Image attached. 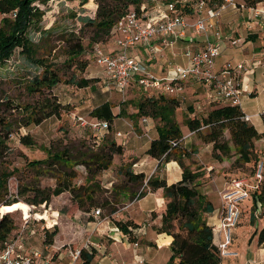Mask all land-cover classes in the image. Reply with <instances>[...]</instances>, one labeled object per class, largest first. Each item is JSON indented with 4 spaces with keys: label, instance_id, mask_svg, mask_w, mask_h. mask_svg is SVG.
Segmentation results:
<instances>
[{
    "label": "trees",
    "instance_id": "trees-1",
    "mask_svg": "<svg viewBox=\"0 0 264 264\" xmlns=\"http://www.w3.org/2000/svg\"><path fill=\"white\" fill-rule=\"evenodd\" d=\"M35 1L37 0H0V64L8 60L14 50L19 48V52L29 63L40 68L39 72L29 78L25 77L22 82L28 94L36 97L35 100L19 104H14L10 98L6 100V104H9L10 108H18L21 115V126L32 123L40 124L44 119L53 115L60 118L66 107L53 93V88L60 83L75 85L79 88L92 86L91 83L94 78L88 77L84 73L89 60L91 61L93 58V46L111 39L112 29L118 18L130 10L142 13L151 2V0H80L81 5L85 4L92 7L95 10V15L84 18L83 25L78 30L60 33L56 39L60 44L56 45L51 43L52 31L50 30L44 31L45 35L36 43L26 37L27 29L31 23L36 18H42L44 14L42 11L34 9L32 3ZM159 1L162 3L174 2L179 11L186 14L193 11L198 0ZM204 1L206 5L215 7L221 0ZM262 1L264 0H236L238 5L242 4L247 8ZM85 26L92 29V35L88 39L87 45L90 44L88 48L83 42L82 30ZM53 50H59L64 55L60 63L55 61ZM77 73L83 74L78 75ZM176 81L179 80L172 79L170 82L175 83ZM148 91L154 93L149 95L142 92L143 97L134 101L136 109L131 113H128L124 108H121L118 113H114L112 111L113 106L108 101L93 107L88 113L89 117L107 120L109 129L100 139L95 138L90 133L92 143H89V146L91 148L78 150L77 154H72L65 149L54 152L48 149L46 158L27 161L26 167L40 166V171L45 173H48L52 164L60 165L61 168L57 169L59 173L51 175L55 179L53 187H41L18 181L16 193H10L8 179L16 170L6 171L2 169L0 171V251L5 242L14 235L23 223L22 220L24 219L16 217L15 212L21 210L25 216H28V204L33 206L44 204L46 206L52 197L69 192L71 205L59 212L57 222L53 218L49 220L43 218L47 226L50 227H40L43 233L41 248L49 246L47 250H43V255L49 252L56 254V249L51 251V248L55 247V240L58 242L60 236L63 235V226L68 225L77 233L75 223L80 225L77 227L80 233L82 229L84 231L83 223L75 222L72 220L73 217L82 216L86 223L87 220L93 219L91 212L99 204L109 207L110 212L113 213L116 210L113 206L118 201L121 200V204L124 203L128 195L131 200H134L144 196L149 190L160 193L165 200V206L158 212L161 214L160 224L154 227L157 233H166L172 236V242L169 246L171 255L165 264H223L218 249L219 235L217 233V241L215 242V226L209 225L205 216L213 210V204L205 194L200 193L195 187L197 179L201 176V171L191 169L184 162L185 159L190 158V152H197V148L193 147L189 150L181 145L183 134L175 118L176 108L181 104V101L175 95H169L161 90L157 92ZM250 94L252 95L253 91H250ZM206 100L209 108L201 118L195 115L196 113L191 115L193 109L191 106L188 107V112L184 118V124L189 130L188 133L197 134L203 142L210 143L212 150L215 151L213 152L214 156L221 159L222 156L229 157L231 152L228 142L223 139L224 131L228 130L230 140L233 143L234 154H236L234 164L242 166L254 163L252 171L254 175L257 162L259 160L264 161V151H259L255 147V141L263 133L258 132L252 123L243 118L245 113L240 105L222 103L213 100L211 97H206ZM121 113L135 122L143 117H149L152 120L157 136L150 140L145 154L157 159L159 163L176 161L181 168V177L175 182L167 183L160 174L150 175L146 179V183L143 184L142 181L145 180L143 172L133 173V164L121 165L120 168L125 171L123 174V177L126 178L125 183L119 189L113 187V199H106L99 203L97 195L101 192V185L97 173L110 167L114 154H122L123 152L122 145L107 135L110 130H113V120ZM204 128H206L205 131H203ZM12 131V121L5 116H0V157H3L7 152L6 141ZM20 141L24 145L34 143L33 138L28 134L21 135ZM171 141H176L177 144L172 146ZM96 146H99L98 151H93L92 148ZM75 164H82L87 171L82 184L73 182L77 175L73 169ZM127 184L129 185L128 188H126ZM142 185L147 187V191L138 193L136 189ZM27 191L31 192V195L24 199L28 204L20 199V196H25ZM122 194L125 196L122 197ZM250 198L253 200L252 206L248 208L250 221H253L255 217L254 209L256 207L259 210L258 216L264 217V172L262 179L255 184L254 188L250 189ZM45 210L52 217L58 215L55 210L47 208ZM35 220L40 221L42 219ZM71 221H73V225H71ZM113 223L129 241L136 242L137 237L134 235L133 229L139 227V224L132 219L113 220ZM31 228H33L34 233L36 232L34 227H28L25 232L27 238L32 235ZM255 234L258 243L264 247V224ZM65 239L67 240L68 237ZM66 240L61 243V246L69 245ZM94 256L93 249L91 252H87L83 248L80 249L82 264H91Z\"/></svg>",
    "mask_w": 264,
    "mask_h": 264
},
{
    "label": "rangeland",
    "instance_id": "rangeland-1",
    "mask_svg": "<svg viewBox=\"0 0 264 264\" xmlns=\"http://www.w3.org/2000/svg\"><path fill=\"white\" fill-rule=\"evenodd\" d=\"M32 4L34 5L35 10H40L44 13L42 18H36L31 23L26 32V37H29V39L35 43L39 42V39L45 35L44 31L50 30L52 31L51 43L59 45L60 43L56 39L59 37L60 33L70 30H78V28L83 25L84 18L93 17L95 15V10H93L92 7H89L88 5H81L80 0H37ZM82 34L84 36L83 42L86 45V48H88L90 45H87L88 39L89 36L92 35V29L85 26L82 30ZM108 41L111 43L110 39ZM260 45L262 46L261 48L264 49V37L260 39ZM238 46L239 45L228 49L221 48V52L215 60L217 66H223L222 64L227 61H229L231 64H236L243 61L241 58H238L237 54L233 53L237 51L236 49L239 48ZM19 51L20 49L16 48L11 57L0 64V116H5L11 120L13 127V131L9 135V139L6 141L8 145V149L6 150L7 152L3 157H0V171L2 169H5L6 171L12 169L16 170L15 173L8 179L10 193H16L18 181L24 184H36L41 187H53L55 185V179L51 177V175H56L59 173L57 169L61 168L60 165L52 164L48 169V173H45L44 171H40V166L26 167L28 160L46 158L48 149H50L52 152L65 149L69 150L72 154H77L78 150H85L87 147H90L89 143H92V137L90 134L91 132L87 128H82L81 126H78V124H75L72 120V114L75 113L87 118L89 117L88 113L93 107L105 101H108L112 104V111L115 113H118L121 108H124L128 113H131L136 109L134 101H136L137 98L143 97L142 92L149 95L154 93L153 91H148L149 89L144 88L138 83L130 84L129 88L125 89L123 93L117 91L116 88L106 78H98L99 73L92 70L94 68L93 65H96L92 61L94 60L92 58L91 61L89 60V67L87 68V70H92V72L89 73L90 71H87L88 73H84L86 76L94 78L93 82L91 83L92 86L79 88L75 85L60 83L53 88V93L57 95L58 100L65 105L64 107H66L65 110H63L60 118L53 115L44 119L40 124L32 123L27 126H21V115L18 111V108H10L9 104H6V100L10 98L14 104L35 100L36 97L28 94V92L24 89L22 82L25 80V77L29 78L30 76L39 72L40 68L29 63ZM52 53L54 54L55 61L59 63L64 58V55L61 54L59 50H53ZM142 63L148 67H154V65H156L155 62H148L144 60H142ZM77 74L82 75L83 73ZM164 74H167V70L165 73V70L160 67L158 74L153 75L157 78H163ZM242 76L245 77H242L241 81L240 88L242 91V97L240 107L245 113L251 116L249 123H252L261 133H263V135L255 141V147L259 151H264L262 148L264 147V62L263 66L257 65L254 69L246 70L243 72ZM251 81L254 83L252 89L255 88L254 90L256 91V93L253 95L249 94V82ZM194 90L201 92L203 96H210L209 91H206L198 81L192 80L191 78L187 80V84L183 87V91L175 95L181 101V104L176 108L175 118L183 135H186L189 132V130H187V126L184 124V118L186 112H188V107L191 106L193 109L192 102L190 99H188V97L190 98V94L194 93ZM184 94L187 97V100L186 98L182 99ZM208 108L209 106H206L199 112L195 110V113L197 112L195 115H198V117L201 118L206 113ZM126 117L129 118L128 116H125L123 113H121L120 119L115 121V128L120 130L122 133L129 132L128 135L124 137H118L117 140L118 144L125 145V148H128L125 149V157H122L121 154H114L112 159L114 162H111L114 164L110 165L111 167L108 170H103L97 173V178L101 185V192L97 195L99 203L106 199H113V187L119 189L125 183L124 181L126 178L123 177L125 171L120 168L116 174L117 168L119 166L118 164L121 163V165H131L134 164L135 161L146 156L142 150L148 146L150 143V138L156 136V130L154 128H150L149 130L145 131L146 134H144L142 132L143 130L138 127V120L136 123L133 119L129 118V120H131H128L131 125V127H129V125H127L128 123L124 122L122 119ZM205 129L206 128H204L203 131H205ZM114 132V130H110L107 135L112 139H116L117 136H115ZM24 134H28L33 138L34 143L32 145H24L21 143L20 136ZM139 134L141 135L138 136ZM223 139L228 142L231 152L229 157L222 156L221 159H217L214 156L215 154H213V152L215 151L212 150V145L210 143L203 142L197 134H192L181 141V145L185 146L189 150L193 147L197 148V152H190V158L185 159L184 162L185 164H188L191 169H199L201 171V176L195 183V187L199 192L207 191L216 193L217 195V193H219L225 187L226 182L230 178L237 176L240 171L243 174L245 172L252 173L253 171V167L255 165L254 163H249L242 166H236L234 164L236 154H234L233 143L230 140L228 130L224 131ZM134 141H138L140 145L134 148L133 153H130L129 146L131 143L133 144ZM98 148L99 146H96L92 148V150L98 151ZM129 154L132 155L130 156ZM224 160L227 162L225 163ZM153 164L156 167V164L153 161L150 165H147L146 163V165L140 167H142V169L149 170ZM164 164L165 163H159L158 161L157 167L152 170L150 174H146L145 180L142 181V183L145 184L146 179L150 175H161V168L164 166ZM121 165L120 167H122ZM73 169L77 173L76 177L73 179V182L76 184L84 183V179L87 175L85 167L82 164H75ZM111 170L113 173L110 174L109 171ZM102 174H104L103 177ZM103 179L110 180L105 181ZM112 180H114V182L108 184ZM142 186L136 189L138 190V193L140 191H147V187ZM128 187L129 185L127 184L126 188ZM24 195L25 196H20V199L22 202L28 204L24 199L26 196L31 195V192L27 191ZM126 197L125 203L131 201V197L129 195ZM151 198L152 196H147L140 202V205L145 206L148 204ZM250 202L251 201L249 200L247 203L249 206H252V202ZM28 205L30 207L29 216H25L21 210H17L15 212V216L22 219H28V225L34 224L36 232L27 238L25 245L26 247H38L39 249L41 248V242L43 239V233L40 227L44 226L47 228L50 226H47L46 221L43 219L40 221L35 220L37 218L32 216V213L42 212L41 215H44V219H54V217H52V215L47 212L45 208L56 210L58 213L61 212L62 209H65L71 205L70 194L69 192H65L56 197H52L46 206H44V204L34 206L30 204ZM140 205L138 203L135 204V206L138 207H141ZM122 206L123 203L121 204L120 200L114 204L113 207L119 211ZM97 207L100 208V214L96 216L98 218L97 222H101L102 220L106 219L114 220L113 217H118L120 220L127 219L125 215L122 216L119 214L117 216H113V213L110 212L109 207L107 206H102L99 204V206L94 207V209ZM131 208H133V206ZM93 211L91 212L92 214ZM245 211L246 208L243 210L244 213H241L240 220L242 219V216L246 214ZM254 212L255 217L253 221H250L248 214L242 223L239 222L238 225H240V236L244 234L248 236L255 235V232H257L259 227L263 225L264 218L258 216V207L254 209ZM144 215V212L140 214L138 220L141 221L144 218ZM72 220L85 225L82 216H75ZM63 229V235L60 236V239L58 242H56V245L61 247V250H63L61 243L65 242V237H68L66 243H69L67 246H71V248L82 246L89 238L86 230L80 233L76 227V233L75 230L71 229V227L68 225L63 226ZM256 242L257 237L254 238V243ZM51 249L54 250L55 248L52 247ZM61 250L59 249L56 251L61 252ZM245 253L246 249L243 247L242 255L244 258L246 256ZM57 255V253L53 255L50 264H62L61 258H59Z\"/></svg>",
    "mask_w": 264,
    "mask_h": 264
},
{
    "label": "built area",
    "instance_id": "built-area-1",
    "mask_svg": "<svg viewBox=\"0 0 264 264\" xmlns=\"http://www.w3.org/2000/svg\"><path fill=\"white\" fill-rule=\"evenodd\" d=\"M159 3L161 9L156 11L157 15L151 14L153 4ZM261 4V7H258ZM242 4L238 5L236 0H221L218 5L211 7L206 5L204 0H198L193 13L197 14L196 19L189 22L185 19L176 6V3H162L159 0H151L148 7L142 13L130 10L117 19L112 36L115 45L118 47L116 52H105L98 44L93 46V59L102 68L105 78L116 88L117 91L124 92L131 82H136L146 89L163 91L164 93L177 95L183 91V82L189 78L198 81L213 100L231 105H240L241 75L248 69V65L241 61L236 64L225 62L222 67H215L216 57L221 52L219 42L207 41L205 45L193 51L186 49L183 55L188 59L187 65H175L174 75L163 78L154 76L149 67L142 63L141 59L130 57L127 50L137 44H144L149 47V52L155 55L159 52V47L169 46L180 36H183L187 29L195 34L209 35L212 31L219 37L218 23L220 16L229 9H243ZM251 14L264 20V1L257 3L253 7H248ZM157 38V47L152 45V40ZM229 44L232 46L241 42V39L230 38ZM172 79L179 80L171 83ZM243 118L249 120L250 116L244 114ZM72 120L78 126L87 128L95 138H102L109 129V122L104 119H96L72 114ZM149 117L141 118L146 122ZM129 133L116 131L117 137H124ZM176 141H171V145H176ZM264 161L259 160L254 171L253 183L246 177L234 176L230 178L225 187L219 192L222 200V210L220 217V228L223 231V238H219L218 249L222 258L237 255L236 251L230 250L233 231L237 227L241 218V206L250 199V189L263 177ZM94 216L100 214V208L93 211ZM28 219H24L19 229L5 242L0 251V264H50L53 253L43 255L42 248L26 249ZM34 234L33 228L30 229ZM134 245H137L134 242ZM66 251V262L64 264H82L80 261V249L87 252L93 249V243L88 239L80 247L71 248L62 246ZM61 247H58L59 249Z\"/></svg>",
    "mask_w": 264,
    "mask_h": 264
},
{
    "label": "crops",
    "instance_id": "crops-1",
    "mask_svg": "<svg viewBox=\"0 0 264 264\" xmlns=\"http://www.w3.org/2000/svg\"><path fill=\"white\" fill-rule=\"evenodd\" d=\"M261 6H262L261 4H258V7ZM159 9H161L160 4L154 3L153 9L150 10V13L157 15L156 11H159ZM184 16L186 21L191 22L194 19H196L197 14L190 12V13H186ZM217 27L220 32L219 37H217L213 31L209 35H204V34H195L190 29H187L185 34L175 39L171 45L164 46L162 48L159 47V52H157L155 55L150 54L149 47L144 44H137L134 47H130L127 50V54L133 58L142 59L148 62H155L156 65H154V67H149V70L154 75L158 74V72L160 71V67H162L163 70H165V73L167 70V74H164V76L165 75L172 76L174 75L175 65L188 64V59L183 55V52L186 49L190 48L193 51L198 50L202 48L208 40L219 42L221 48L223 49L233 48L234 46L230 45L228 40L230 38L239 37L241 39V42L237 44L239 45L238 46L239 48L236 49L237 51L233 53L237 54L238 58H241L243 62H245L248 65L247 70L254 69L255 66L257 65L263 66L264 49L261 48L262 46L260 45V39L264 37V20H261V18L253 16L249 8L229 9L220 16ZM110 40L111 43H109V41L107 40V41L99 42L98 45L105 52H116L118 50V47L115 45L113 38H111ZM152 43H153L152 45H155L157 47L159 41L157 38H154L152 40ZM92 61L96 64L93 65L94 68L92 70L99 73L98 78H102V79L105 78L102 68L95 62V60ZM88 67L89 65L87 66V68ZM215 67L220 68L222 66L218 67L217 63L215 62ZM87 68L85 72L88 73L87 71H90L89 73H91L92 70L89 69L87 70ZM242 75L240 77L241 81H242V77H245ZM249 83H250L249 85L250 91H253V94H255L256 93V91L254 90L255 88L252 89L254 83H252V81ZM186 84L187 81L184 82L183 87L186 86ZM185 98L187 100V97L184 94L182 99ZM188 99L191 100L193 106V112L191 113V115L195 113V110L199 112V110H202L206 106H208L206 102L207 101L206 97L203 96V94H201V92L199 91L194 90V93H191L190 98L188 97ZM245 114L249 115L247 113ZM119 119L120 116H117L112 123V128L115 132L120 131L115 128V121ZM122 119L124 120V122L128 123L127 125H129V127H131L130 123L128 122L129 118L126 117ZM138 127L143 130L142 132L144 134H146L145 131L149 130L150 128H154V124L151 119L147 120L146 122H143L141 121V119H139ZM257 131L260 132L258 129ZM140 135L141 134H139L138 136ZM191 135L192 134L190 133H187L186 135L184 134L183 139ZM156 136H157V132H156ZM156 136L150 138V140H152ZM116 140H118V137L116 138ZM139 145L140 143L138 141L136 142L134 141L133 144L131 143L129 146L130 153H133L134 148H136ZM148 146L144 150H142L144 154ZM126 148L125 145H122V150H123L121 154L122 157H125L124 152L126 151L125 150ZM262 148L264 150V147ZM129 155L131 156L132 154ZM145 155L146 156L134 162V164L132 165L133 173H139L144 171L143 173L146 176V174H150L152 170H154L157 167L158 160L150 157L147 154ZM152 161L155 162L156 167L154 164L151 166V169L149 170L142 169V167H140L146 165V163L147 165H150ZM224 162L226 163L227 161L224 160ZM113 164L114 163H112L111 165ZM118 165L119 166L117 168L116 174L120 169L121 163H119ZM109 168L105 169V171L108 170ZM109 172L110 174L113 173L112 170ZM161 172H162L161 176L165 178L167 183L175 182L179 180L181 177V168L178 165V163L174 160L166 162L164 166L161 168ZM103 175L104 174H102V177ZM237 176H244L251 183L255 181L254 175L251 172L250 173L245 172L243 174L240 171L239 174H237ZM107 180L109 181L110 179ZM112 182H114V180L110 181L108 184H111ZM200 193L205 194L213 204V210L207 213L205 216L207 223L209 225L215 226V232H216L215 242H216L217 233L219 235V238H223V231L220 228L222 200L219 193H217V195L216 193L207 192V191ZM124 196L125 194L124 195L122 194V197ZM147 196H152L148 204H146L145 206L140 205V202L143 199H145ZM249 200L253 202L251 198ZM249 200L245 201L241 206L242 213H244L243 210L244 208H246L245 211L246 214L242 216V219L239 221L240 223H242V221L245 220V218L249 214V210L247 211V209L250 207L249 204L247 203ZM137 203L141 207L135 206V204ZM132 206L133 208H131ZM164 206H165V200L163 196L158 192H151L148 190L144 196L137 197L134 200H131L127 203L124 202L123 206L120 208L119 211L115 210L113 212V216H117L119 214L122 216L125 215L127 219H132L137 224H139V227L133 229V233L137 237L136 240L137 245H134V242L129 241L125 236L121 234V232L116 228L115 224L113 223V220L106 219V220H102L101 222H97L98 218L92 214L93 219L90 221L87 220V222L83 226L86 227L84 228V230L87 231V234L89 236L88 240L91 241L94 246L93 251L95 253V256L92 260L93 261L92 264H165L169 256L171 255V250L169 246L172 242V236L166 233H157L154 230V227L160 224L161 214L158 212L161 209H163ZM56 212L58 213V211ZM143 212L145 213L144 218L141 221H139L138 217H140V214H142ZM58 215L54 216L55 220H58ZM113 218L114 220H120L118 217H113ZM71 223H72L71 225H73V221H71ZM74 225L76 227H80L79 224L74 223ZM239 226L240 225H237V227L234 229L231 245L229 246V249L236 251L237 255L233 257L222 258V263L223 264H264V247L262 244H259L258 241L254 243V238L257 237V235L255 234L252 236H248L244 234L240 236ZM27 227H35V226L34 224H31L28 225ZM260 228L261 227H259V229ZM56 241L57 240H55V243ZM58 247L59 246L56 245L54 248L58 250L57 249ZM243 247L246 249L245 258L242 255ZM34 248L38 249V247H26L27 251L29 249H34ZM51 251H53V249ZM57 254H58L57 256L61 258V263L64 264V262H66L67 260L66 251L64 250V247L63 250H61V252L57 251Z\"/></svg>",
    "mask_w": 264,
    "mask_h": 264
},
{
    "label": "bare ground",
    "instance_id": "bare-ground-1",
    "mask_svg": "<svg viewBox=\"0 0 264 264\" xmlns=\"http://www.w3.org/2000/svg\"><path fill=\"white\" fill-rule=\"evenodd\" d=\"M29 206V205H28ZM29 209H30V207H29ZM42 214V212H33L32 213V216H34L35 218H37V219H43L44 218V215L42 216L41 215ZM30 214H28V216H29Z\"/></svg>",
    "mask_w": 264,
    "mask_h": 264
}]
</instances>
